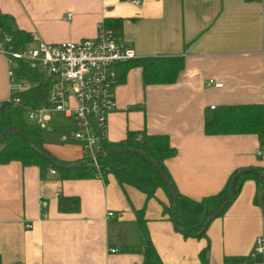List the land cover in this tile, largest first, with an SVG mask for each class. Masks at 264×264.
Instances as JSON below:
<instances>
[{"label":"crops","instance_id":"1","mask_svg":"<svg viewBox=\"0 0 264 264\" xmlns=\"http://www.w3.org/2000/svg\"><path fill=\"white\" fill-rule=\"evenodd\" d=\"M0 12L30 32V44L91 37L97 22L108 17L120 20L112 29L133 58L182 56L171 82L144 83L139 65L123 70L124 62L117 64L106 138L117 142L140 128L166 134L173 154L163 165L182 194L197 199L215 193L235 168L264 165L255 153L256 133L203 130L222 104L264 108V0H0ZM4 36L0 30V47ZM10 90L0 52V100ZM59 118L55 114L52 123ZM56 130H43L41 136L58 137ZM57 140L42 145L63 160L82 157L79 143L68 134ZM254 192L255 181L244 178L204 236L183 235L162 211L169 199L160 186L146 197L110 171L103 179L62 178L48 165L9 160L0 163V264H143L135 212L140 208L161 264H200L205 244L209 264H221L225 255L257 257L252 264H264V211ZM39 199L46 201L45 217ZM108 210L113 214L105 219ZM257 235L259 253L254 252Z\"/></svg>","mask_w":264,"mask_h":264},{"label":"trees","instance_id":"2","mask_svg":"<svg viewBox=\"0 0 264 264\" xmlns=\"http://www.w3.org/2000/svg\"><path fill=\"white\" fill-rule=\"evenodd\" d=\"M105 25L111 28H119L120 20L111 22L109 18L103 19ZM0 30L8 38V48L19 50L31 40L28 30L15 26L13 16L9 13L0 12ZM5 40H3L4 42ZM125 70L129 65H139L141 68V78L146 82H171L175 79L177 71L183 65V58L180 55L175 56H139L128 58L123 61ZM119 62V63H120ZM13 68V82L26 81L27 86L16 90L12 95H17L22 103L36 105L44 100L48 78L44 73L36 68H31L27 62L20 58H15ZM6 129H14L9 132ZM55 130L57 128H54ZM53 129V130H54ZM20 130V132L16 131ZM57 129L59 135L65 129ZM205 133H230V132H253L259 139V146L264 145V108L262 104H222L217 107L215 115L203 126ZM60 131V132H59ZM43 130L34 124L28 123L23 118V107L19 104L0 100V163L9 160H17L21 164L48 165L51 169L58 172L59 176L64 178L90 177L94 175V166L87 157H79L76 160H63L57 158L49 152L41 141ZM26 136L29 137L37 146L42 147L52 157L62 163L79 162L73 166H55L49 162L38 150L30 145ZM59 137V136H58ZM102 149L108 150L114 147L127 148L125 151L112 150L107 154H101L97 161L107 167L119 182H127L145 193L148 197L153 194L154 189L162 187L168 196V205L162 206L163 213H167L172 219L175 216L176 225L174 228L183 235L204 236L205 229L198 235L193 233L198 231L204 220L210 214L219 202L224 198L227 192L228 180L224 186L217 192L206 194L200 198H191L179 192L171 180L163 165V159L173 154V148L169 144L166 134L147 133L143 128L131 130L126 136L117 142L102 141ZM134 149L137 151H130ZM144 153L157 164L168 177L176 196L175 206L171 205V199L166 183L162 180L156 166L152 164ZM84 160V162H82ZM257 171L248 170L237 175L233 181L232 193L226 205L218 212L220 215L231 200L239 191L241 182L244 178H252L255 181V192L253 200L260 204L264 203V181L261 179L260 171L264 172V165H256ZM235 168L230 176L237 170ZM229 176V178H230ZM262 209V208H261ZM263 210V209H262ZM136 224L139 231V241L142 247L143 264H161L160 258L153 247L147 230L145 228V219L143 209H137ZM209 223V222H208ZM207 223V224H208ZM207 226V225H206ZM206 228V227H205ZM253 258L248 255H225L221 264H252ZM200 264H209L208 245L205 244L199 251Z\"/></svg>","mask_w":264,"mask_h":264},{"label":"built area","instance_id":"3","mask_svg":"<svg viewBox=\"0 0 264 264\" xmlns=\"http://www.w3.org/2000/svg\"><path fill=\"white\" fill-rule=\"evenodd\" d=\"M137 2V0H133ZM70 12H67V16ZM0 52L5 55L7 63V77L10 91L5 101L19 104L23 107V118L26 122L38 126L42 130L60 128L59 138L65 134L76 140L81 148L82 156L91 160L94 175L103 179L108 172L97 158L103 153L102 141L107 138V119L115 106L114 87L118 80L116 70L120 61L133 57L132 49L125 47L117 34L99 20L96 32L91 37L76 40L47 42L37 39L34 43H27L19 50L8 48V38L4 36ZM15 58L23 59L29 67L36 68L48 78L44 100L36 105L22 103L17 95H12L13 66ZM208 82L220 86L221 82ZM18 86V85H17ZM27 86V85H26ZM212 107V106H211ZM55 114L60 115L56 125L52 123ZM65 123L63 126L59 124ZM262 146L255 149V153L262 157ZM54 172V169H51ZM45 199H39L38 205L41 215ZM113 212L108 210L104 218L111 217ZM31 224L25 223L28 227ZM254 252L262 250V238L255 236ZM108 251L116 250L108 246Z\"/></svg>","mask_w":264,"mask_h":264},{"label":"water","instance_id":"4","mask_svg":"<svg viewBox=\"0 0 264 264\" xmlns=\"http://www.w3.org/2000/svg\"><path fill=\"white\" fill-rule=\"evenodd\" d=\"M14 130V129H6L7 132ZM18 132H20V130H16ZM2 135H0V139H1ZM26 139L28 140V142L30 143V145L32 147H34L36 150H38V152H40V154H42L46 159L49 160L50 163H52L55 166H73L76 164H79V162H68V163H62L60 162L58 159H55L54 157H52L47 151H45L42 147L37 146L29 137L26 136ZM112 150H116V151H125L127 150V148H122V147H114L108 150L103 151L102 154H107ZM130 151H137L134 149H129ZM143 156H145L152 164H154L162 178V180L166 183L167 188H168V192L170 195V199H171V205L174 207L175 206V200H176V196H175V192L174 189L168 179V177L166 176L165 172L162 170L161 166L159 164H157L155 161H153L151 158H149L147 155H145L144 153H141ZM82 162H84V160H82ZM248 170H253V171H257L258 168L255 166H246V167H241L238 168L229 178L228 180V185H227V192L226 195L224 196V198L219 202V204L216 206V208L210 213L208 214V216L206 217V219L204 220L202 226L200 227V229L196 232H194V235H198L202 230L205 229L207 223L214 218L218 212L226 205L231 193H232V186H233V181L235 179V177L237 175H239L240 173L244 172V171H248ZM260 175H261V179L262 181H264V172L260 171ZM260 206L264 211V203L263 201L260 202ZM172 219V224L173 226L176 225L175 223V216L172 215L171 217Z\"/></svg>","mask_w":264,"mask_h":264},{"label":"rangeland","instance_id":"5","mask_svg":"<svg viewBox=\"0 0 264 264\" xmlns=\"http://www.w3.org/2000/svg\"><path fill=\"white\" fill-rule=\"evenodd\" d=\"M109 27V26H108ZM111 28V27H110ZM112 29V28H111ZM113 30V29H112ZM118 36V35H117ZM119 38V37H118ZM18 85V86H17ZM27 85V83H26V81H18V82H16L15 84H13V86H12V89L13 90H16V89H19L20 87H25ZM43 134H45V133H43ZM52 134V133H51ZM59 136V135H58ZM46 139H51L53 142H56V141H58L57 139H58V137L57 136H55L54 134H52V135H50V134H47V135H43V136H41V141H42V143L44 142V141H46ZM0 147H1V142H0ZM216 217V216H215Z\"/></svg>","mask_w":264,"mask_h":264},{"label":"bare ground","instance_id":"6","mask_svg":"<svg viewBox=\"0 0 264 264\" xmlns=\"http://www.w3.org/2000/svg\"><path fill=\"white\" fill-rule=\"evenodd\" d=\"M105 24V23H104ZM107 26V25H106ZM120 40V39H119ZM121 42V41H120ZM133 51V50H132ZM133 54H134V52H133ZM133 57H134V55H133ZM133 57H131V58H133Z\"/></svg>","mask_w":264,"mask_h":264}]
</instances>
